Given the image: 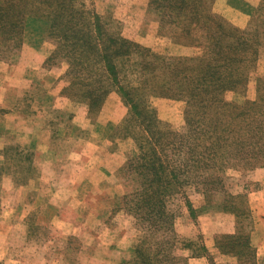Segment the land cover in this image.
Instances as JSON below:
<instances>
[{"label": "rangeland", "instance_id": "obj_1", "mask_svg": "<svg viewBox=\"0 0 264 264\" xmlns=\"http://www.w3.org/2000/svg\"><path fill=\"white\" fill-rule=\"evenodd\" d=\"M5 1L0 0V7ZM30 1L15 0L1 10L0 264H131L136 252L148 264H264V170L256 172L264 169V162L250 169L253 163L234 160L235 129L218 131L211 140L201 131L212 124L205 117L197 113L187 125L184 101L144 97L154 111L152 133L162 145L165 178L162 186H141L136 162L142 151L145 163L152 153L137 136L139 125L129 107L122 100H109L88 113L83 101H88L89 87L83 78L72 85L76 74L70 73V58L45 33L44 7L35 9ZM178 1H183L181 14ZM178 1L74 3L84 5L86 21L94 15L110 36L117 34L132 44L136 53L117 63L119 79L121 70L125 72L123 80H135L137 63L141 71L140 60L148 54L166 59L200 55L199 49L174 44L172 37L206 44L211 41L204 28L207 18L226 25L228 35L237 29L256 38L258 59L246 71V81L223 91L221 98L240 109L260 99L253 126L256 133H264V0ZM197 7H203V15ZM226 8L232 12L226 14ZM19 21L14 35L11 27ZM34 52L45 56L42 64L32 61ZM142 105L140 110L146 108ZM163 134L167 136L160 138ZM239 138L243 148L241 130ZM209 143L216 154L236 151L225 164L218 158L207 160L201 152ZM151 180L155 176L149 175ZM148 197H155L150 208L143 202ZM238 205L237 219L229 210L238 213ZM163 209L164 223L153 227L146 220L148 210L160 217ZM238 229L248 235L253 250L242 260L221 254L215 244L219 236H232Z\"/></svg>", "mask_w": 264, "mask_h": 264}, {"label": "trees", "instance_id": "obj_2", "mask_svg": "<svg viewBox=\"0 0 264 264\" xmlns=\"http://www.w3.org/2000/svg\"><path fill=\"white\" fill-rule=\"evenodd\" d=\"M82 0H78L80 3ZM178 1V0H175ZM12 2V3H11ZM15 0H6L4 5L0 7V20L5 17L1 14V10L10 7ZM18 2V0H16ZM22 2V0H19ZM75 0H31L30 4L37 8V5L44 7L47 15L44 21L45 33L54 40L57 49H61L60 53H65L70 58L67 61L70 73L76 74L72 85H77L81 78L89 87L90 91L86 94L89 107L88 113H95L104 103L108 94L112 89L120 95L122 101L129 107L131 119L136 121L139 125L138 137L143 138L147 147L151 150V160L147 163L143 161V154H139L137 167L140 165V171L136 175L141 182V186L164 184L165 178V156L162 145L155 143V135L153 131V117L154 111H150L144 104L146 101L144 97H156L168 100H181L186 103L185 117L186 123L189 126L191 121L193 124V117L198 113L201 117H205L207 123H211L208 127H201L202 134L211 140L219 136L218 131L226 132L235 129L232 141H235L237 148L236 159L242 162L252 164L250 169H255L262 166L264 162V133H256L253 124L256 122L257 107L260 103V97L256 102L244 104L241 109L234 105L229 106L224 102L222 92L225 90H233L239 84L246 81L245 73L258 59L259 46L256 38H250L245 35V32L237 29H232L224 33L226 25L216 20L209 21L207 18L204 28L208 34H211V41L206 44L197 43V39L186 36L185 38L172 37V42L179 46L192 47L199 49L201 54L192 58H160L155 55H145L142 57L141 71L140 63L138 70L134 73L135 80H123L125 72L121 70L120 79L117 74V63L120 59H126L133 56L136 52L130 48L132 44L119 38L110 36L104 28L95 21L97 17L94 15L92 21H86V9L84 5L75 6ZM177 11L181 14V3ZM186 5V4H185ZM185 7V6H184ZM183 7V8H184ZM203 7H197L196 12L203 15ZM206 8V6H205ZM186 6L184 10H188ZM257 14L261 12L258 9ZM205 15H208L205 13ZM195 17V16H194ZM21 21L15 26L11 27L15 32L17 28L20 29ZM4 28V26L2 25ZM1 29L2 32L4 29ZM20 32V31H19ZM18 32V33H19ZM110 33V31H109ZM219 34L217 37L216 34ZM4 33H1L3 35ZM58 50L54 53L55 56L59 54ZM135 56V55H134ZM70 63V61H72ZM133 76V74H132ZM260 82L258 81L257 90H260ZM135 85V86H134ZM81 92V91H80ZM65 94V92H64ZM75 100L78 98L73 93ZM139 99L137 103L136 100ZM259 102V103H258ZM90 104V105H89ZM143 104V105H142ZM146 107L140 110L141 107ZM256 109V110H255ZM228 113H232L227 116ZM237 113V114H235ZM156 122V121H155ZM205 125V120H204ZM192 128V125L190 126ZM190 128V129H191ZM240 130L244 134V147H239ZM200 131V132H201ZM167 136L163 134L160 136ZM220 152L216 154L215 145L209 143L205 148V152H201L202 156L207 160L218 158V160L225 164L228 161L227 157L230 153L235 152ZM141 152V151H140ZM200 157V154H197ZM261 159V163L259 162ZM146 168V170H145ZM174 180V175L169 173ZM149 175L155 176V180L148 181ZM160 175V176H159ZM159 176V178H158ZM143 179V180H142ZM149 183V184H148ZM222 182H219L221 184ZM172 184V183H171ZM154 185V186H160ZM166 185H170L167 184ZM211 186V185H210ZM142 192V194H141ZM139 195L144 198L145 193L142 190ZM209 192V191H208ZM212 192V191H210ZM207 192L204 193V195ZM143 202L146 206L151 207L152 200L155 197H148ZM239 198V197H238ZM237 198V199H238ZM161 201V199H160ZM160 201H153L155 204L162 206ZM239 212L232 209L230 213L235 214L238 219L241 216V207ZM163 208V207H162ZM165 209L161 211L160 217L153 213V210H148L149 215L146 220H151V225L159 224L160 220L164 223L166 218ZM162 223V224H163ZM165 225V224H164ZM242 231V230H241ZM238 229L237 233L232 236H219L216 239V247L221 254L236 258L237 260L246 259L251 256L253 250L250 246L248 235ZM196 258L201 255H194ZM134 261L131 264H148L141 260V254L134 256ZM138 258V259H137ZM194 258V257H193Z\"/></svg>", "mask_w": 264, "mask_h": 264}, {"label": "crops", "instance_id": "obj_3", "mask_svg": "<svg viewBox=\"0 0 264 264\" xmlns=\"http://www.w3.org/2000/svg\"><path fill=\"white\" fill-rule=\"evenodd\" d=\"M227 9V8H226ZM228 10V11H227ZM225 10L226 14H228V12H232L230 11L229 9ZM45 59V56L43 57H40V56H37V54L34 52V56H32V61L34 60V62H38V64H42V62L44 61ZM39 60H40V63H39ZM30 65H33V63H30ZM34 66V65H33ZM135 86V85H134ZM21 88V86H16V89L19 90ZM112 95V96H111ZM109 100H122L120 97H119V94L115 91L113 92L112 94L108 95L106 97V100L104 101V105L105 103H107V101ZM264 169L263 168H259V169H256V172H262ZM258 175H260V173H258ZM250 241V240H249ZM252 246V245H251ZM254 248V247H253ZM252 249V248H251Z\"/></svg>", "mask_w": 264, "mask_h": 264}]
</instances>
